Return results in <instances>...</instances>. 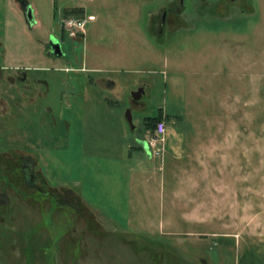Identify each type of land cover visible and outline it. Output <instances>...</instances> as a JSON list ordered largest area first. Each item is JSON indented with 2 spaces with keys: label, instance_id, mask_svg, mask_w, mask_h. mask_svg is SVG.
Instances as JSON below:
<instances>
[{
  "label": "rangeland",
  "instance_id": "1",
  "mask_svg": "<svg viewBox=\"0 0 264 264\" xmlns=\"http://www.w3.org/2000/svg\"><path fill=\"white\" fill-rule=\"evenodd\" d=\"M59 2L31 25L0 0V264H234L264 237V0ZM147 116L160 183L119 143Z\"/></svg>",
  "mask_w": 264,
  "mask_h": 264
},
{
  "label": "crops",
  "instance_id": "2",
  "mask_svg": "<svg viewBox=\"0 0 264 264\" xmlns=\"http://www.w3.org/2000/svg\"><path fill=\"white\" fill-rule=\"evenodd\" d=\"M14 2V4L20 9V11L22 12V15L24 16V18L26 19V21L30 22L31 25L33 23H36V21L38 20H41V18L43 17H46L47 19H49V21L53 20L54 18V6H55V2L56 0H12ZM79 1V0H76V2ZM64 3V0H60L59 3ZM42 5H45L47 7V10H46V14L43 15L42 14V11H41V7ZM57 5V4H56ZM26 6H29L30 7V14L31 15H28V10L26 9ZM96 20V16L95 18L92 20L94 21ZM90 21V22H92ZM89 22V23H90ZM51 31V27L50 29H48V40L50 41V39H57L59 40L58 38L56 37H50V32ZM60 42V41H59ZM61 45V43H60ZM47 52V50H46ZM47 55H53L52 52H47ZM60 55H57L55 54V57H52L53 61H55L54 63L55 64H63V62L61 63H57L56 60L59 59ZM54 64V66H55ZM35 66H41V65H35ZM81 70H84L85 72H88V71H91L89 69H94V68H89V67H86V65H82L79 67ZM100 69V68H97V70ZM119 122V127H120V130H121V133L124 134L125 133V127H124V124H122V121L118 120ZM124 137V135H122ZM139 138V137H137ZM113 143V141H110ZM111 143V144H112ZM117 143V142H116ZM120 143V147H125L127 150L128 148H143V146H141L139 143L137 146H133L131 144V142H119ZM172 147L173 145L170 144ZM113 146V145H112ZM170 147H168L169 149ZM133 150V149H132ZM132 150H130V153H132ZM145 150V149H144ZM146 151V150H145ZM148 153V152H147ZM149 156V158H151L153 160V164H155L152 169V173H148L147 175V179L150 178V174H155V176H159L158 177V181L159 183L163 181V175L164 173L163 172H166V161H164V164L162 165L164 170L163 172H161L163 175L160 177V170H162V167L161 165H159L160 163H158L159 159H157L155 156H152L151 154H147ZM123 159V158H122ZM121 161H124V160H121ZM139 164L141 165V167L147 169V163H146V160L142 157H139ZM142 168V169H143ZM146 169L144 171H146ZM148 171L149 168H148ZM143 172V171H142ZM179 196H180V192H178ZM174 196H175V193H174ZM199 219H184V221H187V222H193V223H198L199 224H202L203 221H198ZM191 234V233H190ZM195 234H204V235H207V236H213V233L212 232H202L200 230L196 231ZM229 239H232L230 238V235L228 236H225L223 237L222 239H220V241L222 242V245L224 247H228L227 245H231L230 243H232ZM222 246V247H223ZM234 264H264V237H260L250 243H248L247 245H245L240 251L239 253L237 254L236 256V259H235V263Z\"/></svg>",
  "mask_w": 264,
  "mask_h": 264
},
{
  "label": "built area",
  "instance_id": "3",
  "mask_svg": "<svg viewBox=\"0 0 264 264\" xmlns=\"http://www.w3.org/2000/svg\"><path fill=\"white\" fill-rule=\"evenodd\" d=\"M95 18L94 14L84 13L76 17H62L65 27L70 28L71 32L85 34L86 27L90 21ZM166 130V122L163 118L155 120L151 135L146 139L149 152L152 156L159 157L162 151V141Z\"/></svg>",
  "mask_w": 264,
  "mask_h": 264
},
{
  "label": "water",
  "instance_id": "4",
  "mask_svg": "<svg viewBox=\"0 0 264 264\" xmlns=\"http://www.w3.org/2000/svg\"><path fill=\"white\" fill-rule=\"evenodd\" d=\"M26 9L28 10V15H31L30 14V7L29 6H26ZM165 13H166V10L165 9H162V13H161V23H160V27L159 28H161V25H163V23H164ZM49 43H50V48L47 50V52H53L54 54H57V55L62 54L61 45H60L59 40H57V39H50ZM141 92H143V87L142 86H139L136 90H132L131 91V95L134 96L135 98H138L140 96ZM131 117L132 116H131L130 110L127 109L126 110V119H127V121L130 124H132ZM132 127H133V125H132ZM137 141L150 154L149 148H148V143H147L146 139H144V138H138Z\"/></svg>",
  "mask_w": 264,
  "mask_h": 264
},
{
  "label": "trees",
  "instance_id": "5",
  "mask_svg": "<svg viewBox=\"0 0 264 264\" xmlns=\"http://www.w3.org/2000/svg\"><path fill=\"white\" fill-rule=\"evenodd\" d=\"M73 9H76V8H73ZM77 9H79V8H77ZM80 9H82V8H80ZM80 9H79V10H80ZM65 11H71V9H68V10L65 9ZM158 117H159V116H154V117H149V116H147V117H146L147 119H149V120L147 121V126H149V127L151 128V130H153L155 120H157Z\"/></svg>",
  "mask_w": 264,
  "mask_h": 264
},
{
  "label": "flooded vegetation",
  "instance_id": "6",
  "mask_svg": "<svg viewBox=\"0 0 264 264\" xmlns=\"http://www.w3.org/2000/svg\"><path fill=\"white\" fill-rule=\"evenodd\" d=\"M20 72L23 73V71H20ZM25 171H27V170L25 169ZM28 175H29L30 178L32 177V174H31V173H29ZM33 176H34V175H33ZM31 182H32L31 185H34V184H33V182H34L33 178H32V181H31Z\"/></svg>",
  "mask_w": 264,
  "mask_h": 264
}]
</instances>
